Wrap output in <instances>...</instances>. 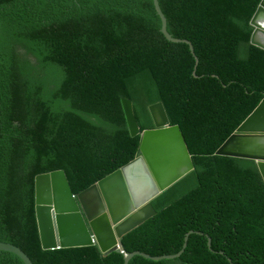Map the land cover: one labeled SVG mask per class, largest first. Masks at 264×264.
Segmentation results:
<instances>
[{
  "label": "trees",
  "instance_id": "16d2710c",
  "mask_svg": "<svg viewBox=\"0 0 264 264\" xmlns=\"http://www.w3.org/2000/svg\"><path fill=\"white\" fill-rule=\"evenodd\" d=\"M262 0H0V242L34 264H264V181L253 160L216 151L264 100V50L250 22ZM198 58V61H197ZM162 102L195 167L152 202L155 217L97 246L45 250L34 180L64 171L74 195L135 160ZM209 238L211 244L209 246ZM0 264H25L0 251Z\"/></svg>",
  "mask_w": 264,
  "mask_h": 264
},
{
  "label": "water",
  "instance_id": "95a60500",
  "mask_svg": "<svg viewBox=\"0 0 264 264\" xmlns=\"http://www.w3.org/2000/svg\"><path fill=\"white\" fill-rule=\"evenodd\" d=\"M154 5L166 38L188 43L194 53L189 41L168 33L159 0H154ZM251 25L254 27L251 43L264 50V0ZM122 105L131 137L141 138L134 161L78 196L73 194L64 171L35 177V210L45 250L96 245L104 255L112 251L125 253L124 236L156 216L152 202L194 172L182 129L171 125L162 102L149 107L154 129L145 132L138 125L132 100L123 99ZM216 155L255 161L264 181V100L220 146ZM192 233L186 234L183 248L177 254L154 257L136 251L125 254V264L135 256L154 261L179 258ZM0 251L17 255L25 264H34L23 250L9 243L0 242Z\"/></svg>",
  "mask_w": 264,
  "mask_h": 264
},
{
  "label": "bare ground",
  "instance_id": "6f19581e",
  "mask_svg": "<svg viewBox=\"0 0 264 264\" xmlns=\"http://www.w3.org/2000/svg\"><path fill=\"white\" fill-rule=\"evenodd\" d=\"M262 2V1H261ZM160 4V3H159ZM155 6V5H154ZM255 15V14H254ZM250 24H251V22H250ZM252 26V25H251ZM253 27V26H252ZM254 28V27H253ZM254 31V30H253ZM253 34V33H252ZM252 37V36H251ZM250 42H251V40H250ZM252 44V43H251ZM122 107H123V105H122ZM171 123V122H170ZM153 129H154V127H153ZM140 137V136H139ZM141 142V141H140ZM134 161V160H133ZM131 163V162H130ZM125 167V166H124ZM117 172V171H116ZM114 174V173H113ZM112 175V174H111ZM74 194V193H73ZM82 194V193H81ZM80 195V194H79ZM163 195V194H162ZM76 196V195H75ZM160 197V196H159ZM158 197V198H159ZM157 199V198H156ZM155 199V200H156ZM37 216V215H36ZM37 222H38V220H37ZM143 225V224H142ZM40 233V232H39ZM43 246V245H42ZM94 246H96V245H94ZM122 253V252H121ZM124 254V253H123ZM131 254V253H130Z\"/></svg>",
  "mask_w": 264,
  "mask_h": 264
},
{
  "label": "flooded vegetation",
  "instance_id": "af4514ba",
  "mask_svg": "<svg viewBox=\"0 0 264 264\" xmlns=\"http://www.w3.org/2000/svg\"><path fill=\"white\" fill-rule=\"evenodd\" d=\"M153 130V129H152ZM148 131V130H147Z\"/></svg>",
  "mask_w": 264,
  "mask_h": 264
}]
</instances>
